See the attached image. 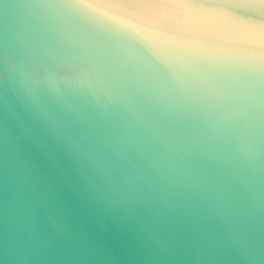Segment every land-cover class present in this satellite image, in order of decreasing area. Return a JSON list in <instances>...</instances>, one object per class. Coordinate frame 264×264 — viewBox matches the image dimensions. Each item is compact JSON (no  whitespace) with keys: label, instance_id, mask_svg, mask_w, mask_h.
Instances as JSON below:
<instances>
[{"label":"water","instance_id":"obj_1","mask_svg":"<svg viewBox=\"0 0 264 264\" xmlns=\"http://www.w3.org/2000/svg\"><path fill=\"white\" fill-rule=\"evenodd\" d=\"M0 264H264V0H0Z\"/></svg>","mask_w":264,"mask_h":264}]
</instances>
